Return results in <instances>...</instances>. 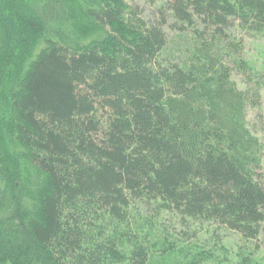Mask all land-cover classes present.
Masks as SVG:
<instances>
[{
    "label": "trees",
    "instance_id": "1",
    "mask_svg": "<svg viewBox=\"0 0 264 264\" xmlns=\"http://www.w3.org/2000/svg\"><path fill=\"white\" fill-rule=\"evenodd\" d=\"M151 3L0 0V264H264V0Z\"/></svg>",
    "mask_w": 264,
    "mask_h": 264
},
{
    "label": "rangeland",
    "instance_id": "2",
    "mask_svg": "<svg viewBox=\"0 0 264 264\" xmlns=\"http://www.w3.org/2000/svg\"><path fill=\"white\" fill-rule=\"evenodd\" d=\"M129 4H137L146 13L152 11L151 0H125ZM145 13V14H146ZM244 58L252 67L253 73L264 74V35L244 36ZM233 80L239 89L254 88L256 79L247 81L240 74H233ZM260 108L247 110V125L251 132L256 135L264 146V89L260 91Z\"/></svg>",
    "mask_w": 264,
    "mask_h": 264
}]
</instances>
